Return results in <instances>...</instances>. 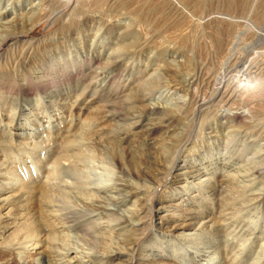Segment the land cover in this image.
Here are the masks:
<instances>
[{
	"label": "rangeland",
	"instance_id": "rangeland-1",
	"mask_svg": "<svg viewBox=\"0 0 264 264\" xmlns=\"http://www.w3.org/2000/svg\"><path fill=\"white\" fill-rule=\"evenodd\" d=\"M33 1L36 3L38 0H0V9H4V6L7 5L6 9H12V16L14 12L26 11ZM66 1L68 2L65 4ZM46 7L47 17L41 18L36 24L32 17L28 23L25 22L22 26L25 29L33 22L34 27L30 33L17 38L15 41L14 39L8 41L1 46L0 68L10 71L17 81H19L18 79L37 80V76L42 74V71L46 72V69L51 66L67 71L69 75L56 79L55 81L58 83L54 84L53 88L50 87L40 93L41 96L48 93L50 97L45 98V96L43 99L41 98L43 102H38V106L45 104L48 106V115H54L52 122L57 119L52 124L46 118L38 122L36 115L39 111H33L30 106H23V99H19L17 109L11 112V116H14V126H16L12 127L7 124L6 118H4V115L9 114V111L6 107H1L0 141L6 146H0V164H2L0 170L14 166L16 168L13 169L15 175L21 178L26 177L28 172L34 173V167H37L38 176L33 180L35 182L42 180L52 168L53 158H56L58 153L65 154L61 152L60 140L74 130H77L76 132H79L80 135V130L85 122L91 121L99 113L101 115L104 100L110 99L112 96L109 94L110 90H113L112 92L115 94L118 92L117 95L126 94L132 85L138 81V77L143 76L144 79H150L153 77L150 74L154 71L157 72L159 87L163 88L165 85H171L174 82L178 84L179 82L178 85L185 89L186 79L192 73H197L199 76L198 83H204L201 75L208 70L214 72L217 78L223 76L227 83L239 86L244 92L241 97L231 103L232 108L242 104V101H246L245 99L250 96L255 98L249 105L245 106L248 117L246 121L249 125L246 121L240 123V131L257 130V134L264 136V0H50V3H46ZM89 14L93 20L88 17ZM207 14L210 16H205ZM79 16L82 17L79 19ZM72 23L76 24L73 25ZM217 26L219 28L227 27L226 33L220 38L225 44L224 46L222 43V46L215 45L213 37L209 34ZM27 49H30V55L26 54ZM123 50L129 52L130 55H122ZM115 55H119L117 71L107 75L109 78L116 74L110 79L113 83L110 81L109 84L104 81L99 82L98 91L90 97L91 101L88 103L89 105L87 104L88 107H81V110L80 106L75 108L73 103L78 98V93L82 94V98L85 97L82 89L90 80L88 78L89 71L95 65L101 67L106 64L113 56L116 58ZM198 69H202L199 71L201 73H198ZM41 81L42 79L39 80V82ZM166 91L162 89L156 94H161V101L153 98L141 104L165 106L166 108L163 107L165 110L161 109L165 114L168 108H175V104L170 100L174 95L171 96L169 94L171 92L167 93ZM59 93H61L60 97L56 96ZM213 93L212 84L203 85L194 93L191 91L182 92L181 94L185 95L182 102L176 106L175 111L172 110L173 119L168 124L171 129L159 128L149 134V125L156 122V117L163 116V112L160 111L161 114L146 115L145 120L143 119L141 122V127L137 129L138 136H126L117 145L111 143L110 150L112 152H119L120 156L124 155L125 161L120 158L118 163L120 165L127 163L128 167L125 166V169L131 170L135 179L142 178L138 180L139 183L142 182L156 188L149 205H147L151 209L149 216L144 219L146 222L133 228V230L136 228L142 230L135 233L148 231L146 235L148 238L145 237L147 240H143L140 245H137L130 264H141L140 259L146 257L150 258V261L152 257H159L157 261L160 262L163 255L172 252L173 249L170 251L168 248L170 245H166L170 242L177 248L176 252L179 254L177 260L182 264L192 262V264H204L205 261L211 264L214 262L228 264L227 259L224 258L232 259L238 255L233 263L236 264L246 256L245 251L249 247L250 239L242 247H239L238 241L243 237L237 235L234 239L230 237L228 234L232 228L223 233L222 239L215 235L211 237L213 240L216 239L213 251L202 248L196 251L194 248L188 247L191 244L181 243L182 246H179L178 243L182 240L177 234L179 232L192 233L193 231L185 228L175 229V231L167 229V225L175 226L178 222H183L185 213L189 215L191 211L193 214L192 210L200 211L199 213L207 211L206 215L203 214L202 218L198 219L199 221L214 218L209 212L213 206L217 207L224 200L227 192L231 189L226 188L224 193H217L209 191L206 186L220 184V179L224 176L235 181L237 172L240 174L239 169L248 166L244 161L247 157L254 163L262 159L259 154L264 148V140L255 141L252 143L253 145L246 141L242 143V139L243 141L246 140L245 137L247 136L243 137L244 133L241 132L236 136L237 140L232 141L227 148L229 152L233 150V154H241V159L233 162L229 158L225 159L223 154L225 141L222 138L227 135L228 130L225 127L231 126L234 122L226 123L224 126L219 125L224 129L213 130L217 129L215 125L218 126L222 121V119H215V113L225 109V107L214 101L208 110L202 111L199 115H194L196 107L192 96L196 94L208 96ZM33 98L30 99L32 105L34 103ZM240 98L241 101L239 102ZM86 100L90 99L86 98ZM139 106L137 104L138 108ZM98 121L93 120L92 122L100 124ZM99 127L101 128L99 133L95 132L94 136L101 133V136L97 135L96 138L102 144L107 142L104 135L110 136L112 134L114 121L105 120L101 122ZM244 127L245 129H243ZM168 135L176 136V140L173 138V146L167 144ZM214 136L220 137L219 143L215 142ZM184 137L189 138V144L180 148L181 143L179 142ZM142 142L144 143L142 151L137 153L134 160L129 159L125 155L127 153L123 147L128 148ZM165 143L167 151L163 152L161 147ZM94 150H96L94 153L98 152L97 148ZM178 151L180 153L177 156ZM96 156V159L98 157L103 158L98 153ZM176 157L179 158L176 160V166L170 170L169 174H165ZM208 159L210 161H207ZM106 160L113 164L118 159L113 157ZM193 165L206 170H200L198 176L188 177L186 172ZM3 172L4 170H1V173ZM203 177L207 179L203 180ZM8 181L9 179L0 175V194L4 190H10L12 183L16 180L12 181L11 184H6ZM241 185L249 186V182L241 183ZM188 187L190 189L187 190ZM25 189H28L27 186ZM171 190L176 194L167 199L165 195H169ZM200 190L203 191V195L209 197L207 203L199 198ZM232 190L234 189L232 188ZM6 193L5 191L4 194ZM259 193L261 198L255 211L258 212L257 218L246 212L248 209L246 205L252 201L243 203L246 208L241 211L242 215L249 221L247 227L257 235V239L251 245L243 264H250V262L257 260H259L257 264H264V186L257 191V194ZM107 194L114 196L117 193L111 191ZM230 194L234 195L233 191ZM144 195L147 196L148 194ZM133 198L129 197L126 204L120 209L130 210L132 208L130 205H138V202L142 201L138 199L137 203H133ZM76 202L80 203L77 200ZM110 208L112 207L110 206ZM184 209L192 210L184 212ZM7 211L8 209H4L2 213L8 219ZM141 216L143 214L139 217ZM239 228L240 226L236 227L231 235H235ZM12 229L7 233L16 232L14 231L16 230L15 227ZM106 230L107 228L100 229L102 235L107 238L103 241L109 243L113 233L106 232ZM61 233L64 235L66 232L61 231ZM130 233L133 232L130 231ZM64 236H62V240L63 243H66ZM12 237L10 236L7 240ZM164 240L170 242L165 241L164 243ZM231 241L233 242L232 245L230 244ZM69 243L77 247L78 253L75 254L74 250L69 251L67 259L74 255L83 256L80 246L86 247V245H82L78 241ZM161 243L166 247H163L160 257L157 256L156 248L157 244ZM4 244L0 245V264H35L32 259L38 254L35 255L33 252H38L39 249L34 248L29 249V252L15 253L8 250ZM232 246L234 247L229 252V248ZM260 247H263V250H260ZM239 248H242V254L233 255ZM96 250L105 251L104 248L99 247ZM260 252L261 255H259ZM185 254L190 260H183ZM82 259L87 260L86 257ZM127 259L126 256H121L118 260L115 258L110 264H117V262L118 264H127ZM162 261L160 263L175 264L168 258Z\"/></svg>",
	"mask_w": 264,
	"mask_h": 264
},
{
	"label": "bare ground",
	"instance_id": "bare-ground-1",
	"mask_svg": "<svg viewBox=\"0 0 264 264\" xmlns=\"http://www.w3.org/2000/svg\"><path fill=\"white\" fill-rule=\"evenodd\" d=\"M67 2L68 1H66L65 4ZM46 3H50V0H38L36 3L33 1L26 11L14 12V15L12 16V9H6L8 7L7 5L4 6V9H0V48L4 43L13 41V39L15 41L17 38L30 33L34 27L33 22L36 24L38 20L47 15V12H45L47 9ZM52 6L54 7V5ZM208 15L209 14L205 16ZM32 17L34 20L31 22V25L23 29L22 26L24 23H28ZM81 17L82 16H79V19ZM88 17L93 20V17L90 14ZM226 31L227 27L219 28L217 26L212 29L211 32H208L213 37L215 45L222 46L223 42L220 38L224 33H226ZM224 45L225 44H223V46ZM26 54H31L30 49L26 50ZM122 55L128 56L130 54L129 52L123 50ZM118 57L119 55L116 56V58L113 56L106 62V64H103L101 67L97 66L98 68L95 65L94 68L89 71V76H87L90 80L87 81L82 89L85 97L82 98V94L78 93V98L74 100L73 103L75 104V108L80 106L81 110L82 108L88 107V103L91 101L90 97L98 91L99 82L104 81L108 84L111 82L110 79H112L116 74L111 75L109 78H107V75L117 71V66L119 64ZM200 70L202 69H198V73H201L199 72ZM43 72L44 71H42V74L37 76V80L18 79L19 81H17L11 75L10 71L0 68V112L1 107H6L9 111V114L4 115V118H6L5 120L10 126L13 127L15 125L14 116H11V112L17 109L19 99H23V106H30L33 111H39L37 115L35 114L38 122H41L44 118H46L47 121L52 120V116L54 115H48V106L46 104L38 106V102L42 101L41 98L43 99L45 96V98H48L50 96L48 93L41 96L40 93H43L45 89H49L50 87L53 88L54 84L56 85L58 83V81H55L56 79H60L69 74H67V71L56 69L54 66L48 67L46 72ZM155 72L156 71L150 74L151 76L153 75L150 79H144L143 76L138 77V81L132 85L126 94L117 95L118 92L115 94L112 92L113 90H110L109 94L112 96L110 99L104 100V107L101 115L99 113L98 115L100 116H94L91 121H87L85 124L83 123L84 125H81L83 130H80V135L78 134L79 132H76L77 130H74L70 134H67L64 139L60 140L59 145L61 152L65 154L58 153L57 157L53 158V166L49 172L47 171L48 173L46 177L44 176L45 178L42 180L38 182L33 180L38 176L37 167H34V173L28 172L26 177L23 176L21 178L15 175V171L13 169L16 168H14V166L10 168H1L4 172L1 173L0 170V175L9 179L6 184H11L12 181H16L12 183L10 190L3 191L4 193L6 191V194L3 192L0 194V245L5 243L4 246H6L8 250L14 251L15 253H20V251L29 252V249L34 248L39 249L38 252H33L35 255L38 254V256L32 259L35 261V264H110L115 258L118 260L121 256H126L128 258L127 264H130L137 245H140L143 240L146 241L148 238L146 236L148 231L135 233L141 228H136L135 230H133V228L146 222L144 219L149 216V211L151 209L147 205H149L153 192H155L156 188L148 186L142 182L139 183L138 180L142 178L140 177L139 179H135L131 170L125 169L127 163L120 165L118 161L120 158L124 160V155L120 156L119 152L115 151H113V153L110 150L112 146L111 143L117 145V143H121L123 138L126 136H138L137 129L141 127V122L143 119L145 120L147 117L146 115L161 114L159 112L162 111L165 106H154L150 104L142 105L141 103L153 98L161 101V94H156L161 92L162 89L167 90V93L171 92L169 93L171 96L174 95L170 100L171 102L173 101L176 108L185 96L181 94L182 92L191 91L194 93V91L198 90V88L203 85L212 84L213 94L208 96H200V94H196L195 96H192L194 97L193 103L196 107H194V115H199L202 111L208 110L211 103L214 101L219 102V105L221 103V106L225 107V109L215 113V119H222V121L218 124V126L215 125L217 129H213L215 131L224 129L219 125L224 126L226 123L234 122L231 126L225 127L228 130L227 135L222 138L225 141V145H223L224 153L222 152L225 155V159L229 158L232 162L241 159V154H233V150L229 152V149H227L230 143L235 141L236 136H238L240 132L244 133L243 137L247 136L245 137L246 140L244 139L243 141L242 139V143H245L246 141L248 144H252L260 139L264 140V136L257 134V130L248 129L240 131V123H244V121L248 118L245 106L249 105V103H251L255 98L253 99V97L250 96L248 99H245L246 101L243 100L242 104L238 103L239 105L232 108L231 103L241 97L244 92L239 88V86L227 83L223 76L217 78L214 72L208 70L206 73L201 75L202 82L204 83H198L199 76H197V73H192L189 74L186 79L185 89H183V86L178 85L179 82L178 84L174 82V84L165 85L163 88L159 87V79L158 76H156L157 72ZM40 79H42L41 82H39ZM82 79L85 80V78ZM60 94L61 93L56 96L60 97ZM32 97H34L33 105L30 100ZM86 98L90 100H86ZM58 100L60 101V99ZM240 101L241 98L239 99V102ZM136 103L140 105L139 108ZM174 109L168 108L165 114L164 111H162L163 116L156 117V122L149 125V134L159 128H170L168 124L172 122L173 116L171 115H173V111H175ZM56 119H54L53 122H55ZM93 120H100L98 121L100 124L105 120L114 121V127L111 132L112 134L110 136L104 135L107 142L101 144L98 141L96 137L97 135L101 136V133L94 136V133L98 132L101 128L99 127L100 124L93 123ZM53 122L51 121V124ZM246 123H248V121H246ZM245 127L243 129H245ZM253 135L255 136L252 138ZM167 137V140H169L167 141V144H171L173 146V138L175 139L176 136L172 137L171 135H168ZM214 137L216 139L215 142L219 143L220 137ZM248 139H250V141H248ZM179 143H181L180 148H183L189 144V138L184 137V139L182 138V141ZM0 146L6 145L0 141ZM143 146L144 143L142 142L128 148L123 147V149L127 153L125 155H127L129 159L134 160L137 153L142 151L141 149H143ZM96 148L98 150L97 153L102 155V159L99 157V159H96L97 153H94V151H96L94 149ZM161 151H167L166 143L161 147ZM262 152L259 154V157L261 156L262 159L257 163H254L253 160L248 159V157L244 160L248 166H246V168L243 167L242 169H239L240 174L237 172V178L235 181L229 180V177L224 176L221 177L220 184L216 183L215 185L206 186L209 191L212 192L224 193L226 188H229L234 193V195H231V191L227 192L224 200L220 202L217 207H212L209 214H211L214 218L199 221L198 219L202 218L203 214L206 215L207 211L205 213H199L200 211L190 209L193 211V215L189 209H184V212L190 211V213L189 215L185 213L183 216L185 217V220L183 219V222H178L175 226L167 225V229L171 231H175V229L179 228H185L193 231L192 233L179 232V234H177L182 240L178 243L179 246H182L181 243L191 244L188 245V247H192L196 251H199V248L208 249V251L210 249L213 251L215 249L214 246L216 239L213 240L211 237L215 235L216 237L220 236L221 238L226 230L232 228L231 232L228 234L230 237L233 239L236 235L243 237L238 241L239 247H242L243 244L250 239L248 242L249 247L245 251V255L247 256L251 245L257 239V235L247 227L249 221L246 220L241 211H243L247 206V214L251 216L254 215V217H256V214L258 213L255 211L258 207L261 194H257V191L261 190V187L264 186V148L262 149ZM179 153L180 152L178 151L177 156ZM113 157L114 159H118L113 164L106 160ZM177 159L179 158L176 157L173 163L170 164V167L166 170L165 174H169L171 172L170 170L176 166ZM207 161L210 160L208 159ZM0 165L2 166V164ZM190 168L191 169L189 171L186 170L188 177L198 176L200 170H206L205 168H197L195 165ZM202 179L205 180L207 178L203 177ZM244 182H249V186H242L241 183ZM26 186L28 189H25ZM232 188L234 190H232ZM188 189L190 188L188 187L187 190ZM111 191L116 192L118 195H108L107 193H110ZM121 192H124V194H121ZM202 192L203 191L201 190L199 191V198L207 203V199H209V197L203 195ZM146 193L148 194L147 196L144 195ZM168 194L169 195H165L167 199L174 196L176 193L171 190ZM129 197H134L133 203H137L138 199H141L142 201L138 202V205H130L132 207L130 210H121L120 207L126 204ZM76 200L80 203L76 202ZM243 203L249 204L243 206ZM110 206L112 208H110ZM92 207L96 208L93 209ZM4 209H8V219L2 213ZM141 214H143V216L139 217ZM238 226H240L239 230L232 236L231 233L236 227L238 228ZM13 227H15L16 230L14 231L16 232L8 234L11 230H13ZM101 228H107L106 232L113 233V237L109 243L103 241L107 238L102 235V231H100ZM61 231L66 232L64 234L65 236L61 233ZM130 231L133 233H130ZM5 232L6 234H4ZM188 234L189 237H187ZM10 236L13 237L10 240H7ZM62 236L65 237L66 243H63ZM145 237L147 238L145 239ZM74 241H78L82 243V245H86V247L80 246V251L83 256L74 255L72 258L67 259V253L69 251L74 250L75 254L78 253L76 251L77 247H74L72 243H69ZM165 241L170 242L169 240H164V243ZM232 243L233 242L231 241L230 244L232 245ZM171 244L173 243L170 242V244L167 243L166 245H170L168 248H170V251L173 249L172 252L166 253V255L163 256L161 253L163 247L166 246L162 245V243L157 244V256H162L160 262H163L162 260H167L168 258L169 260L174 261L175 264H182L179 260H177L179 258V254L176 252L177 248ZM234 246L236 245L234 244ZM234 246L229 248V252L232 251ZM97 247L104 248L105 251L99 252L100 250H96ZM241 249L242 248L237 249V252L233 255L236 253L242 254ZM260 250H263V247H260ZM259 255H261V252ZM237 256L238 255H235L232 259H224H227L228 264H233L235 262V257ZM246 256L241 258L236 264H243ZM84 257H86L87 260H83L82 258ZM157 258L159 259V257ZM157 258L152 257V262L150 261V258L147 257L140 259V261L143 264H163L158 262ZM184 258L185 259L183 260H190L186 254ZM192 260H194V258H192ZM257 261H252L250 264H257ZM204 264L211 263L205 261ZM213 264L218 263L214 262Z\"/></svg>",
	"mask_w": 264,
	"mask_h": 264
}]
</instances>
